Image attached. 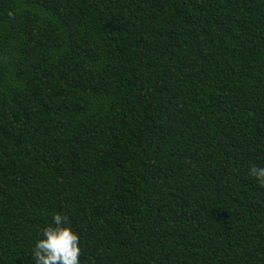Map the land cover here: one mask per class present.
Returning a JSON list of instances; mask_svg holds the SVG:
<instances>
[{
  "label": "trees",
  "instance_id": "obj_1",
  "mask_svg": "<svg viewBox=\"0 0 264 264\" xmlns=\"http://www.w3.org/2000/svg\"><path fill=\"white\" fill-rule=\"evenodd\" d=\"M251 166L264 0H0V264H264Z\"/></svg>",
  "mask_w": 264,
  "mask_h": 264
},
{
  "label": "clouds",
  "instance_id": "obj_2",
  "mask_svg": "<svg viewBox=\"0 0 264 264\" xmlns=\"http://www.w3.org/2000/svg\"><path fill=\"white\" fill-rule=\"evenodd\" d=\"M248 175L264 185V166H251ZM68 225V218L54 213L51 223L40 232L32 248L33 264H80L79 236Z\"/></svg>",
  "mask_w": 264,
  "mask_h": 264
}]
</instances>
